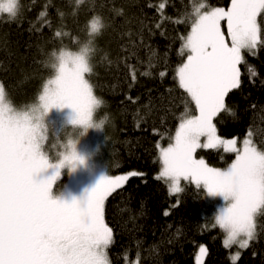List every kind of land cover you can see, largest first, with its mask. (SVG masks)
I'll return each instance as SVG.
<instances>
[{"label":"trees","instance_id":"trees-1","mask_svg":"<svg viewBox=\"0 0 264 264\" xmlns=\"http://www.w3.org/2000/svg\"><path fill=\"white\" fill-rule=\"evenodd\" d=\"M201 2L205 0H20L14 20L0 14V83L17 108L37 104L53 74L47 64L53 50L75 51L92 41L93 73L87 78L104 101L94 114L104 120L106 170L110 175L143 173L105 200V222L114 240L107 250L110 264H264V209L255 217L256 238L233 261L238 248L224 247V232L213 226L215 203L206 192L182 182L184 192L170 195L166 183L155 179L160 171L156 145L171 142L185 100H190L175 73L186 57L178 54L181 37L189 34L191 13ZM230 3L206 0L211 7ZM96 17L105 27L93 36L89 22ZM258 23L264 38V13ZM254 51L256 55H243L256 75L241 64V88L226 97L236 118L222 111L214 123L226 138L251 132L264 150V47ZM189 108L195 114V105L189 103ZM195 155L217 167L232 156L222 148H201ZM201 246L207 250L203 257Z\"/></svg>","mask_w":264,"mask_h":264},{"label":"snow or ice","instance_id":"snow-or-ice-1","mask_svg":"<svg viewBox=\"0 0 264 264\" xmlns=\"http://www.w3.org/2000/svg\"><path fill=\"white\" fill-rule=\"evenodd\" d=\"M0 12L17 17L16 0H0ZM262 13L264 0H231L227 10L211 7L206 0L194 6L191 31L181 37L178 53H187L186 60L175 73L179 88L190 100H185L168 146L156 145L162 166L155 179L166 183L170 195L184 192L182 182H186L203 189L209 198L223 197L225 203L214 213L213 226L226 234L225 248L237 244L240 249L247 248L257 235L255 217L264 209V150L251 138L243 139L242 147H237V138H222L214 123L222 111L236 118L226 105V97L241 88L240 65L245 64L247 71L256 75L243 52L256 55L254 50L264 47L258 23ZM222 22L226 23L230 45ZM89 23L90 35L101 34L105 27L97 17ZM72 64L69 68L62 63L55 78L43 84L39 106L45 112L71 108L76 114L72 123L90 126L97 104L94 86L87 78L93 70L85 75L88 69L82 57L74 58ZM5 94L0 83V98ZM189 103L195 105L197 115L191 114ZM9 111L0 106V264H110L107 250L114 240L113 230L105 222V200L130 178L143 173L101 177L82 201L54 199L51 192L60 169L67 165L75 170L78 162L84 163L76 152V142L69 140L66 154L51 164L42 150L47 128L33 123L27 112L20 119L10 116ZM95 127L101 129L99 124ZM201 148H222L235 158L223 169L213 167L196 158ZM53 167L57 170L54 175L37 179L39 173ZM199 251L203 257L207 250L201 246ZM239 255L237 252L231 259L235 261Z\"/></svg>","mask_w":264,"mask_h":264},{"label":"rangeland","instance_id":"rangeland-1","mask_svg":"<svg viewBox=\"0 0 264 264\" xmlns=\"http://www.w3.org/2000/svg\"><path fill=\"white\" fill-rule=\"evenodd\" d=\"M228 7H230V5ZM227 8L225 9L227 10ZM203 10L206 11L208 9L205 8ZM222 30L225 32V39L230 45V37H228L227 35L225 22H222ZM185 54L187 56V53ZM52 76L48 79H51ZM41 93L42 90L40 94ZM37 104H39V100ZM197 114L198 112L196 111L195 114L192 115H197ZM75 115H76L75 112L68 107L62 109L53 108L48 111V113L44 118V124L45 127L47 128V133H46V139L43 143L42 150L44 154L48 157L49 162L51 164H55L59 162L60 159H62V154H66L67 151L66 145L69 140L76 142V152L78 156H80L84 161V163L82 164L78 162L75 170H72L70 166L67 165L64 168L60 169L61 175L60 177L57 178V180L54 183V187L56 188L53 187L51 196L54 199H62L69 203L72 202L73 199L82 201L86 193L91 191V189L95 187V185L99 182L101 177L110 175L107 172L104 163V153L106 152L105 147L107 144V139L103 135V126L102 129L90 128L85 135L78 137L77 130L71 128L73 127V125L70 123L71 120L75 119ZM94 119L97 122L101 121V119L96 118L95 114H94ZM222 138H226V137H222ZM235 138H237V147H242L243 139L250 137L248 135H245L241 138L238 137ZM226 139H230V138H226ZM201 142L202 143L204 142V138H201ZM161 146L167 147L168 145H161ZM231 155L232 156L228 161V163L225 166L222 167L219 166L218 168L223 169L227 167V165L230 164L235 158L234 153H231ZM196 158L200 159L202 157L196 156ZM158 162H159V167L161 169L162 165L159 161V149H158ZM209 165L213 166L211 164ZM213 167H217V166H213ZM56 171L57 170L54 167L48 168L43 172L39 173L37 179L38 180L47 179L52 175H54ZM130 172L132 171H128L125 173L123 172L112 176L125 175V174H129ZM63 174H65L64 180L62 179ZM210 199L214 201L216 210L219 207H222L225 203L222 197L219 196ZM225 238H226V234L224 239ZM234 246H236L238 249L234 250L235 253L233 256H235L237 252L240 253L239 245L237 244ZM131 264H139V263L137 260H134Z\"/></svg>","mask_w":264,"mask_h":264},{"label":"clouds","instance_id":"clouds-1","mask_svg":"<svg viewBox=\"0 0 264 264\" xmlns=\"http://www.w3.org/2000/svg\"><path fill=\"white\" fill-rule=\"evenodd\" d=\"M82 2H83V0H80V3H82ZM19 11H20V0H16V13H17V15L19 14ZM0 14H7L10 20H14L16 18V16H11L5 12H0ZM98 35H99V32L93 33V36H98ZM93 53H94V48L92 46L91 40L86 41L83 44H81L80 48L78 50H75V51H72L69 49H60L59 51L53 50L49 54L48 61H47L48 67L53 72L52 78H55V76L59 73L62 63H66L67 67H69V68L73 67L72 61L74 58H77V57L83 58V62L88 69V72L85 73V75L90 74L91 71L93 70V65L90 62L91 56L93 55ZM95 99L97 101V104L93 110V119L90 122V126H85V125H81L78 123L74 124V123H72V121L74 119L70 121V123L73 125V127H71V128L77 130L78 137L85 135L90 128L97 129L95 127V125H97V124H99L101 126V129H102L104 121L101 120V121L97 122L94 119V113L104 105V101L100 97H95ZM0 106H7L10 109L8 114L10 116H14V117L20 118V119H22L24 116V113L27 112L28 116L30 117V119L33 123H40L41 125H43L45 127L44 118L48 112H45L42 108H40L39 104H33L27 110L17 108L13 105L12 101L7 97V94H5L3 96V98H0ZM222 199H223V197H222Z\"/></svg>","mask_w":264,"mask_h":264}]
</instances>
